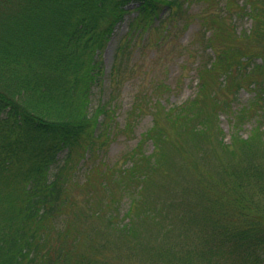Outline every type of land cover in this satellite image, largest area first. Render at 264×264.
<instances>
[{
    "label": "trees",
    "instance_id": "trees-1",
    "mask_svg": "<svg viewBox=\"0 0 264 264\" xmlns=\"http://www.w3.org/2000/svg\"><path fill=\"white\" fill-rule=\"evenodd\" d=\"M190 1L0 0V264H107L105 257L115 247L122 251L123 246L118 245L122 241L133 242L130 247L138 257L140 247L144 248L138 221L151 217L158 223L165 214L169 219L161 241L152 240L148 254L141 256L144 260L149 256L147 264H264V213L251 210L243 192L224 207L218 194L217 199L207 198L209 186L230 183L235 175L242 180V188L254 181L264 189V23L260 21L264 0L261 7L260 1L254 7H240L242 14H237L252 20L249 29L238 31L235 23L232 25L237 38L257 41L260 36L263 41L256 48L260 51L231 46L224 53L217 51L208 37L207 49L212 48L214 54L205 70L219 76L220 90L230 86L238 93L246 83L253 85L254 99H261L253 103L259 102L262 110L256 119L263 117V122L242 138L239 162H222L212 169L199 167L198 181L204 186L198 190L207 196L197 197L203 199L204 218L197 219L188 204L177 208L176 201L164 202L163 207L146 205L136 185L118 199L104 185L109 199L106 195L99 209L91 205L81 209L73 194L75 187L92 181L88 175L96 164L88 161L98 143V149L104 151L102 137L113 136L114 129L103 126L114 120L120 86L126 74L134 72L137 47H143L137 42L142 39L139 35L187 17ZM219 10L225 13L227 7ZM132 13L127 38H120L115 60L106 70L105 48L117 24ZM259 58L261 63H257ZM257 72L263 78L249 81ZM105 85L109 90L106 97L102 93ZM186 106L187 101L166 110L179 118ZM132 108L130 105L127 111ZM157 132L150 130L144 138L152 140L155 148L167 137ZM85 139L88 143L81 152ZM134 172L133 176L139 174L137 169ZM213 174L218 176L216 180ZM126 197L131 204L122 213ZM73 218L92 225L81 231L72 225L76 224ZM98 218L107 222L102 243L88 235L92 231L99 234L94 223ZM112 233L115 242L106 236ZM192 234L197 236L195 242L188 236ZM100 247L106 253H96Z\"/></svg>",
    "mask_w": 264,
    "mask_h": 264
},
{
    "label": "rangeland",
    "instance_id": "rangeland-1",
    "mask_svg": "<svg viewBox=\"0 0 264 264\" xmlns=\"http://www.w3.org/2000/svg\"><path fill=\"white\" fill-rule=\"evenodd\" d=\"M257 1H260L258 6L261 7L262 0H191L187 17L178 21H167L139 35L142 39L138 38L137 42L139 45L143 44V47L139 48L137 45L134 72H128L125 76L128 77L120 86L114 101V120L106 121L103 126V129L107 126L113 128V136L108 139L103 136L101 143L105 145L104 151L98 149V143L97 149L89 157L88 162L96 164L88 175L92 181L73 189V194L79 198L77 204L82 206L81 209L90 207L89 205L99 209L106 195L109 199V194L113 196L114 193L118 199L125 193L124 190L133 189L136 185L135 187L142 190L141 199L143 198L146 205L158 204L163 207L164 202L173 204L176 201L177 208L188 204L191 210L195 211L197 219L204 218L201 210L203 199L197 197L207 196L199 191L204 186L198 181L199 167L212 169L222 162H239L242 156L238 155L242 138L251 135L255 125L263 122V117L256 119L259 117L258 110L260 114L262 110L259 103L261 99H254L256 89L253 85L249 87L246 83L238 93H233L230 86L219 89V76L213 71L205 70L210 56L214 54L212 48L207 47L211 38L216 50L224 53H227L231 46L260 51L256 49L258 43L263 41L260 36L257 41L237 38L232 28L233 23L238 31L251 27L252 20L238 14H242V5L254 7L257 6ZM220 7H227L226 12L219 10ZM134 14H126L124 20L115 27L103 53L106 70L115 60L120 38H127L128 22ZM233 15L238 18L236 21ZM260 21L264 23L263 16ZM206 25L208 27H205ZM260 61V58L257 59V63H261ZM263 77L257 72L249 81ZM104 88L102 93L106 97L108 86L105 85ZM254 100L259 102L253 103ZM185 101V113L179 118H175L172 112L166 110ZM130 105H133V108L127 111ZM248 105L252 107L241 110ZM150 130L152 134L158 133L157 131L167 134V137H162L158 142V148H155L152 140L144 141ZM256 136L257 133H254V137ZM87 143L88 139L81 143V152L85 151ZM230 148L238 156L232 155ZM80 157L81 155L76 159ZM159 159L160 163H155V160ZM136 169L139 174L133 176ZM140 176L142 178H139ZM212 177L215 180L218 178L216 174ZM247 180L245 178L243 181ZM231 181L220 186H209L210 196L207 198L217 199L215 195L218 194L221 207H224V203L243 192L244 198H249L251 210L264 213V189L258 183L248 181L244 184H249L242 188V180L237 175ZM104 185L108 186L109 194ZM228 186L232 188H224ZM129 199L130 197L124 198L120 207L122 213L128 210L131 204ZM172 199L173 201H170ZM182 199L184 202L181 204L179 201ZM196 206H199V209H196ZM166 216L167 214L162 216L163 219L158 223L151 217L138 221L139 238L144 244L143 250L140 247L138 257L130 247L133 242L125 244L122 241L118 244L123 246L122 251L115 247V251L105 257L107 264H147L149 256H146L145 260L141 256L143 253L148 254L152 240L158 238L161 241L163 226L169 219V216ZM84 220L80 222L78 218H73L76 224L72 225L84 231L92 225L91 222L83 223ZM94 223L99 227V234L95 235L92 231L88 235L95 236L97 243H102V235L106 233L103 227L107 226V222L98 218ZM71 233L74 234V229ZM115 235L112 233L106 236L115 242ZM188 236L193 242L197 239L193 234ZM62 243L66 245L68 242ZM103 250L105 248L100 247L96 253L101 254ZM150 251L153 252L152 249Z\"/></svg>",
    "mask_w": 264,
    "mask_h": 264
}]
</instances>
